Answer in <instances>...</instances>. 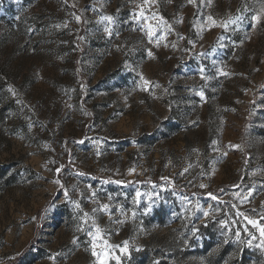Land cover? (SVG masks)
<instances>
[{"label": "rangeland", "instance_id": "374dc122", "mask_svg": "<svg viewBox=\"0 0 264 264\" xmlns=\"http://www.w3.org/2000/svg\"><path fill=\"white\" fill-rule=\"evenodd\" d=\"M138 4L0 0V264H264V0Z\"/></svg>", "mask_w": 264, "mask_h": 264}, {"label": "snow or ice", "instance_id": "6c2138e0", "mask_svg": "<svg viewBox=\"0 0 264 264\" xmlns=\"http://www.w3.org/2000/svg\"><path fill=\"white\" fill-rule=\"evenodd\" d=\"M188 2H189V3H194V0H188ZM151 3H155V0H143V4H138V5H136V7L140 9V11H139L138 13H135V14H134V17H133L134 19H137V20H140L141 18H143L144 23H145V25H146V27H147V35H148V37H149V42H150V43L152 42V37H153V27H152V25L149 23V20L152 19V18H155L156 14H153V17H148V16L145 15V9H146V7L149 6ZM209 3H211V0H209ZM261 17H264V8H262L261 11H260L259 13H257L256 15H254V16L252 17V20L255 22V23L252 25L253 27L256 26V23H259V22H260ZM75 18H76L77 22H79L80 19H81L79 16H76ZM240 19H241V17H236L235 19H229V21L225 22L224 24H222V25H220V26L226 28V27L228 26V24H230V23H237V22L240 21ZM101 20H102V21H107V23H108L109 26L105 27L104 31H105V33H107L109 36H111V35H112V29H111L110 26L114 23L113 17H112V16H103V17H101ZM208 21L211 22L212 25H215V23H216L215 20L213 19V17H211V16L208 17ZM159 23H160V25H165V26H167V30H168V31L171 30V25H169L168 22H167L162 16L159 17ZM142 30H143V29H142ZM161 38H163V37H161ZM181 39H183V37H181ZM189 43H192V41H189ZM148 55H149V57H151V56H152V52L149 51V52H148ZM201 72H203V69H201ZM202 78H203V76H202ZM140 79H141L142 81H144L145 84H148V83H149V81L145 80V78L143 77V75H141ZM14 94H15V93H14ZM199 95H200L201 98L203 99V93L201 92V93H199ZM62 167H63V166H62ZM60 171H61L60 168L56 169V172H57V173H59ZM130 171H132V170H130ZM185 171H187V169H185ZM116 182H117V183H121L120 181H116ZM54 183H56V184H60V181L57 179V180L54 181ZM61 187H63V185H61ZM200 187H201V188H204V187H207V185L201 184ZM251 194H252L251 191H249V192H248V196H251ZM64 195H65L66 198L68 197V192H67V190H65ZM140 195H141V194H140L139 192L136 193V196H137V197H139ZM209 195L212 196L213 199H217V197L214 196V195H212L211 193H209ZM237 195H240V194H237ZM93 196H95V193H93ZM242 198H243V199H246L247 197H242ZM74 203H75V202H74ZM75 206H76V208H78V209L80 208L79 203H76ZM233 207H235V205H233ZM100 210L105 211V212H108V210H109V205H108V204H102V205H100ZM95 211H97V209H93V212H95ZM204 215H205V216H208L209 213H208V212H205ZM237 215H238V216H244V218L248 221L249 224H251V225H253L254 227H257V228L259 229V233H260V237H261V239H260V243H259V245H257V247H260V248L264 249V224H260L257 220L252 219V218L246 216L243 212H239V211H238V212H237ZM88 216H89V214H88L87 212H85V213H84V217H85V219H87ZM261 219H264V217H261ZM119 222L122 223V221H119ZM227 223H228V222H227L226 220H225V221H221V225H222V226L226 225ZM93 226H94V228H95V232H94V233H93L92 231H89V232H88V235H89V236L91 237V239H92V248H93L92 255H93L94 257H96L97 260H101V254L98 253L95 249H96V241H97V238L101 236V233H102L103 230H102L101 227L95 222V220H93ZM236 238H237V240L240 239V233H239V232L236 233ZM252 239H256V237L253 236ZM73 243H74V244L76 243V240H75V239L73 240ZM251 243H252V241L249 240V241H248V244L251 245ZM105 244H107L106 241H105ZM124 244H125V248L121 249L122 252H123V251H126V248H127V241H125ZM108 247L111 248L112 246H111V245H108ZM107 255H111V253H107ZM113 258H115V259L117 260V264H119V259H120V258H119L118 256L113 257ZM101 264H104V261H103V260H101Z\"/></svg>", "mask_w": 264, "mask_h": 264}]
</instances>
